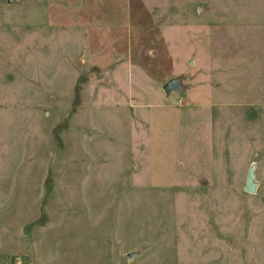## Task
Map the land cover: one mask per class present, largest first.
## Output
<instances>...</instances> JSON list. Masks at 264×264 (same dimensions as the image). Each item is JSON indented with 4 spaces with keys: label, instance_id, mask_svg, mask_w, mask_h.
Here are the masks:
<instances>
[{
    "label": "rangeland",
    "instance_id": "374dc122",
    "mask_svg": "<svg viewBox=\"0 0 264 264\" xmlns=\"http://www.w3.org/2000/svg\"><path fill=\"white\" fill-rule=\"evenodd\" d=\"M0 264H264V0H0Z\"/></svg>",
    "mask_w": 264,
    "mask_h": 264
},
{
    "label": "water",
    "instance_id": "95a60500",
    "mask_svg": "<svg viewBox=\"0 0 264 264\" xmlns=\"http://www.w3.org/2000/svg\"><path fill=\"white\" fill-rule=\"evenodd\" d=\"M177 88L176 80H168L161 85V89L163 91L175 90ZM244 185L242 187V191L247 193H253L255 190V182H253V167L249 166L246 171V175L244 178Z\"/></svg>",
    "mask_w": 264,
    "mask_h": 264
}]
</instances>
